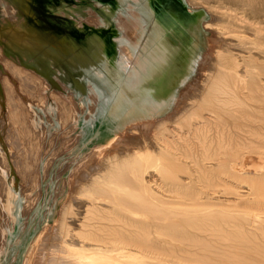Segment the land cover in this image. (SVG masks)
<instances>
[{"label": "rangeland", "instance_id": "1", "mask_svg": "<svg viewBox=\"0 0 264 264\" xmlns=\"http://www.w3.org/2000/svg\"><path fill=\"white\" fill-rule=\"evenodd\" d=\"M181 1L188 8L192 7L190 0ZM195 1L200 3L194 9L196 23L186 32L192 43L197 45L196 53L200 59L189 81L179 85L174 92L175 100L170 105L172 114L185 108L184 117L186 110L190 108V113L195 105L207 106L204 96L211 83V80L207 82V77L211 74L210 71L215 70L211 67L216 63L217 57V44L213 42L216 35L203 25L206 21H212L213 16L203 1ZM161 2L162 0H0V264H34L37 253L45 247L44 234L62 218L65 207H76L86 200L85 197L78 199L79 187L87 180L82 175H90L92 166L107 160L112 154L114 156L118 151L140 155L138 150L141 149V154L145 153L144 142L154 139L155 134L162 130L159 128L161 117L158 114L152 120L143 111L140 116L135 117V107L121 106L127 93L139 91L141 86V80L138 81L135 73L142 69L138 64L139 57L147 59L144 48L154 34L159 17L156 5ZM171 2V7L177 10V5L173 0ZM209 3L221 7L222 15L232 13L243 17L239 10L231 12L222 0H210ZM165 18L170 22V17ZM156 34L159 37L150 42L151 48L165 41L167 36V41L179 46L188 39L185 38L186 35L183 36L182 31L171 32L167 29L164 32L159 30ZM212 75L213 72L211 78ZM203 85L206 89H203ZM178 117L180 116H176L174 120ZM180 118V121L184 119L187 122L188 118ZM174 120L167 123L176 126L175 122H179V119ZM183 121L181 122L184 123ZM202 121L204 124L200 126L199 138L194 140V144L186 147L178 139L175 149L190 170H197L195 174L191 172L189 175L193 184L183 193L155 185L159 193L154 197V202L149 200V205L154 204L159 215L167 216L164 222L168 227L162 232L166 242L176 243L177 240L190 239V247L196 246L198 249L195 251L191 248L193 253L208 256L206 260L198 259L197 264H224V260H230L232 264L234 258H242L239 259V264H245V260L251 259L254 251H248L237 244L251 247L255 243L254 247L257 245V248H263L261 250L264 251V218H261L264 217V186L255 189L248 183H242L240 187L230 189L222 185L224 180L230 184L235 179L230 175L221 178L220 170L214 167V170L207 171L205 167L214 163L217 156L212 151L204 155L200 145L202 138L206 137L203 133L205 126H209L210 133L207 137H212V141H216L217 137L219 139L225 131V135L233 134L241 144L250 141L251 129L243 128L245 125H242L237 131L232 122L218 127L214 119L204 115ZM167 123L165 127L173 126ZM135 149L138 150L134 152ZM150 150L155 153V149ZM255 159V162L260 163L259 167L264 166V157L257 155ZM156 161L155 158L150 160L149 171L155 173L157 178L163 167ZM202 166L206 174L200 170ZM184 169L188 172V168ZM208 177L215 183L209 188L202 183ZM137 187L134 184L127 188L121 187L120 194L127 189L130 194L138 195ZM191 190L194 193L193 200H189ZM205 192H209L208 196ZM247 192L254 195L253 203L246 204ZM178 196L183 199L176 198ZM109 203L113 205L112 202ZM165 203L167 207H162ZM215 204L218 209H215ZM252 204H262V207H252ZM174 206H177L176 209ZM251 209L255 212L250 211ZM137 219L140 220L139 217ZM202 221L203 224L200 223ZM216 222L218 223L215 224ZM192 224L193 226H189ZM207 233L214 235L210 237H214L218 244L212 237V241L209 240ZM227 234L234 238L230 239L228 236V239ZM233 244L236 246L233 247ZM214 245L217 246L215 250ZM232 249L237 253L234 254ZM209 257H213L214 261Z\"/></svg>", "mask_w": 264, "mask_h": 264}, {"label": "bare ground", "instance_id": "2", "mask_svg": "<svg viewBox=\"0 0 264 264\" xmlns=\"http://www.w3.org/2000/svg\"><path fill=\"white\" fill-rule=\"evenodd\" d=\"M173 1L174 4L177 5V10L171 7V5H173L171 0H162L161 3H156L159 16L158 21L156 23L154 34L150 36L144 48L145 50L143 49L147 53V59H141V57H139L138 64L142 67V69L136 73L134 71L138 81L141 80V86L139 91L136 90L135 92H128L127 96H125L122 100L123 103H121V106L124 105L123 107H135L133 110L135 112L133 113L135 114V117L140 116V112L143 111L146 114L145 116L152 120L154 115L158 114V116L161 117V123L158 121L161 126H159V128H162V130H159L158 134H155L154 139L152 138V135V140L148 139L150 141H148L145 137L149 143L147 145V142H144L146 143L147 148H145L146 151L144 150L145 153H142L144 155L141 154V149H139L141 152L138 149L134 150V152L138 150L140 155L133 152L125 154L124 152L118 151V153L114 156L112 154L107 160L101 163L99 162L96 166H92L93 168L91 169L92 172L90 175H88L89 173L87 175H82L83 179L86 178L87 180L79 187L80 191L78 193V199L81 200L85 197L87 201L82 200L84 203L80 201V203H82L80 205H76V207L75 205L65 207L62 213V218L57 221L55 226L49 227V232L44 234V237H46V248H41L42 250L37 253L36 259L33 260L34 264H162L163 262L166 264H197L198 259H208L207 255L193 253V250L198 249L195 244V247H190V239L184 241L177 240L176 243H172L170 240L168 241L171 243L166 242L165 238L163 239L162 237V232H165L163 230L168 227L164 222L167 220V216L159 215V212L155 211V206L153 207L154 204L152 206L149 205V200L154 202V197L159 193L157 192L158 189L156 190L155 185L161 188L170 189V191H182L183 193V191L188 190L193 184L189 175L191 172L195 174L197 170L195 168H191L190 170L189 166L186 165L187 163L184 164L185 162H182L181 157L175 152V149L178 139L183 141V143H181L183 146L190 147L194 144V140L199 138L198 132L203 123V115L204 117L206 116L214 119V123L218 127H224L228 122H232L237 131L242 125H245L243 128L251 129V131H249L250 135L248 134L250 136V141L241 144L233 134H231V136L225 135V131H223L219 139L217 137L216 141H212V137H207L209 135L208 133H210L209 126H205L203 133H205L204 137L205 135L206 137H201L203 142L202 145H200L203 147V154L212 151L213 153L215 152L217 156L215 162L207 164L205 169L207 171H211L213 169L212 167H214L216 170H220L219 174L221 178L228 175L232 176L235 179V182L229 184L224 180V184H222L226 185L230 189H234L236 187L238 188L242 183H248L255 189H261L264 186V166L259 167L260 163L255 162V156L260 155L262 158L264 157V0H222L224 5L227 6L231 12L239 10L243 17L233 15L232 13L222 15L220 12L221 7L211 5L209 3L210 0H201L206 5L208 12L213 16L212 21H206L203 25L206 30L213 31L216 35L213 42L217 44V57H214L216 59V63H211V68H213L212 70L215 69L212 71L214 75H212L211 78L210 75L212 72L210 71L211 74L207 77V82L211 80V83L208 86L209 88H205L206 83L203 85L204 88L202 87L207 90V93H205L204 96V100L207 102L205 104L207 106H198L199 104L197 106L195 105L193 108L191 107L192 110L190 113V108L188 107L189 109L186 110L187 114L185 112V117L183 116L185 108H181V110L172 114L170 111V105L171 102L175 100L174 92L177 91L176 89L178 86L186 81H189L188 79L191 77V73L195 71L196 66L199 63L200 57H198V54L196 53L197 45L192 43V39L187 35L186 30L196 23L194 9L200 6V3L195 0H190L192 7L188 8L181 0ZM166 16L168 18L170 17V22H167L165 18ZM149 18L151 19V16ZM167 29L171 32L182 31L183 36L186 35L185 38H188L185 39L187 41L184 40L182 46H179L172 43L170 40L167 41V36L165 41L158 45L156 44L154 48H151L150 42L153 38L156 39L159 37L156 33L159 30L164 32ZM200 100L203 102V99ZM103 108L106 109V107ZM180 114H182V116ZM167 116L168 119H166ZM176 116L183 117L185 120L188 118L186 120L187 122L185 123L183 121L184 119H182L181 121L184 122L182 123L180 121L181 118L178 117L179 122H175L177 124L176 126L173 124V126L169 125L167 122L169 120H174ZM163 117L165 119H162ZM177 120L175 119L174 121ZM166 123L173 128L170 127L172 128L170 129L168 127V129L167 126L165 127ZM136 127L138 128V126ZM104 148L106 147L104 146ZM151 148L155 149V153L150 150ZM123 153L124 155H122ZM152 158L157 159L156 162L163 167L157 178L155 173L152 174L153 172L149 171V162ZM210 164L212 166H210ZM184 168H188V172H186ZM200 170L204 174L207 173L204 170V166H202ZM181 173H184L185 175L182 176ZM153 178L156 179L153 180ZM210 178L207 180L205 179L206 181H203L201 178L203 181L201 182L204 183L203 185H206V187L208 186V188L214 183V181L212 182ZM132 184L138 186V195L130 194L127 189H124V193L120 194L121 187L127 188L132 186ZM75 193L77 194V192ZM249 193L246 204L253 203L254 201V195H249ZM205 194H207V192H205ZM187 195L188 194H186V196ZM193 197L194 193L191 190L189 200H193ZM176 198L182 197L178 196ZM109 202H112L113 205ZM6 203L8 204L9 201L7 200ZM207 204L210 205L211 203ZM180 205L181 204H179V206ZM165 206L166 203L162 204V207ZM253 206L261 208L262 204H252V207ZM215 209H218V206L217 208L215 207ZM250 211L254 210L251 209ZM206 212L207 211H205V213ZM179 213L181 212L179 211ZM138 217L140 220L137 219ZM261 218L263 219L264 217ZM200 223L203 224V221ZM217 223L218 222L215 224ZM170 224L172 225L173 222H170ZM215 224L214 226H216ZM189 226H193V224ZM207 226L209 225L207 224ZM225 226L227 225L225 224ZM223 228L227 227L223 226ZM215 229L216 228H214V230ZM240 229L241 227L239 229L237 228V232ZM228 233L231 234V232ZM244 234L245 233L243 232V235ZM262 234H264V232H262ZM207 235L210 237L212 234L207 233ZM220 235L224 236L222 234ZM228 236L229 235L227 234V238ZM211 237L209 240H211ZM212 238L214 239V237ZM233 238L230 237V239ZM238 240L237 242L240 241ZM259 240L257 239L258 242L261 241ZM216 243L218 244V241H216ZM241 244L237 245L248 251H254L251 259L245 260L247 262L245 264H264V251L261 250L263 248L259 249L257 248V245L254 247V243V246L252 245V250H250L252 246L250 247L249 245V247H247V244H243L244 246ZM220 246H222V244ZM234 246L236 245L233 244V247ZM215 247L216 248H214V250L217 249V246ZM191 248L194 249L191 250ZM211 248L213 250V246ZM245 249H243V251ZM206 250L208 249L206 248ZM226 250L227 249H225V251ZM232 250L234 251V249ZM236 253L237 252L234 254ZM220 258L221 257H219V259ZM211 259H213V257L210 258V260ZM239 259L234 258L232 260V264H239ZM212 261H214V259ZM229 261L230 260H224L223 263L230 264L231 261ZM210 263L211 262H209V264Z\"/></svg>", "mask_w": 264, "mask_h": 264}]
</instances>
